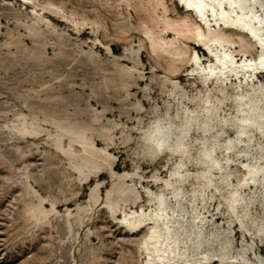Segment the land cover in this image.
<instances>
[{"label":"rangeland","instance_id":"obj_1","mask_svg":"<svg viewBox=\"0 0 264 264\" xmlns=\"http://www.w3.org/2000/svg\"><path fill=\"white\" fill-rule=\"evenodd\" d=\"M204 1L201 19L183 0H0V264H264V74L254 90L229 77L206 92L194 75L222 46L192 43L209 28L236 63L261 57L264 0ZM128 5L154 35L171 25L164 48ZM244 19L258 42L236 30ZM244 95L263 115L237 133ZM194 98L218 109L174 167L179 127L148 126ZM203 144L219 167L197 161Z\"/></svg>","mask_w":264,"mask_h":264},{"label":"bare ground","instance_id":"obj_2","mask_svg":"<svg viewBox=\"0 0 264 264\" xmlns=\"http://www.w3.org/2000/svg\"><path fill=\"white\" fill-rule=\"evenodd\" d=\"M19 1L22 2L23 4L29 6L28 5L29 0H19ZM183 1L184 2H183L182 7L185 10L190 11V12H194L197 16H200L202 19V16L204 14L203 9L206 5V2L204 0H183ZM244 2L242 4V6L239 5L240 9L245 8ZM230 3H231L230 1L227 2V4H229L232 7V4H230ZM127 7H128L127 10L131 14L137 13L136 15H138L140 18H142V20H143L142 22H144L145 25L140 30V32H142V34H143L142 36L144 37V40L149 42L150 46H153V45L157 46L158 45L159 47H157V48H164L160 43V39L164 38L165 33L170 32L169 30L171 28V25H167L168 27L160 29L159 31L161 33H159V31L157 30L158 32L156 33V35H154L155 31H153L152 28L150 27L151 25H149V21H152V19L150 18V15H149L150 19H147L148 18L147 15L141 13L142 9L139 10L136 8H132L130 5H128ZM246 7H247V10L250 11L249 7L248 6H246ZM233 9L236 10V7L234 6ZM47 11L50 15H54L53 17H57L55 12H53L52 10L48 9ZM215 15H217L216 21L218 19L223 18V16H222V18L219 17L220 13L219 14L215 13ZM139 17H137V18H139ZM247 17H248V15H247ZM60 19H61L60 20L61 22H64V20L62 18H60ZM222 21L225 22V20H223V19H222ZM249 23L250 22H248V20L244 19V21L242 22V25L239 26L238 28H236V30L240 31V32L242 31V32L248 34L252 40L257 41L258 40L257 35L255 33H253L249 28L246 27V25H248ZM252 23L256 24V22H254V21ZM153 25H155V23ZM156 25H158V24L156 23ZM113 26H115V25H113ZM114 28L116 29V26ZM85 29L88 30L89 27H85ZM111 29H113V28H111ZM74 30L77 31V28L74 27L73 31ZM126 30H127V28H126ZM171 30H173V29L171 28ZM116 31H118V30L116 29ZM164 31H166V32H164ZM128 32L129 33H135L134 31H132L130 29L127 30V33ZM176 33H178V32H176ZM184 36L186 37V35H184ZM222 37H224V36L220 32L210 31L209 28L206 29V32H203L200 29L196 30V33L194 35L195 39L193 38L194 41H192V43L195 46L201 48L202 50H205V48H209L210 47L209 43H215V44L218 43L219 45L222 46V55L220 57L216 58L214 64H209L207 67H204V68L208 69V70L206 69V71H208L207 75H202V76H200L199 74L194 75L195 78L198 80V86H200L201 88L204 89V91L207 92L209 90V86H210L209 83L210 82L212 84L215 83V84H218L220 86H223V85L227 86V82H226L227 78L233 77L234 81L237 82V85L235 86V88L237 89V92L243 91L244 89H246V86H248V85L252 86L253 90L256 89L255 86H256L257 81H254L253 79L251 80L250 76L254 75L255 78L256 77L258 78L259 77L258 74H264V54L261 57L249 58L248 55H246L244 53L243 61L240 62V64H238V63H236L237 61L236 62L234 61V56L231 55L230 52L225 51V49L223 48L224 45L221 44V42H220V39H222ZM167 50H165V51H167ZM146 51H148V50H146ZM152 51H157V50H152ZM169 52H170V50H169ZM147 54H148V52H147ZM154 55L155 54H153V56ZM156 56H158V54ZM191 65H192V63H191ZM197 68H198V66L195 69H197ZM177 69L176 68L174 69V66H173L172 72L176 73L175 71H177ZM216 70H218L219 74L214 73ZM109 75H111V74H109ZM238 93H243V92H238ZM234 101H235L236 111L239 113L242 110L241 114H239L237 117V120L239 122L236 123L237 124L236 132L237 133H243L246 130V126L243 123L244 120L245 121L248 120L249 117L256 118L258 116L257 118H259V116L263 115V114L260 111L258 113V111L256 109V105L253 102V100L247 98L245 95L242 98H240V100L237 101L234 99ZM177 103H178V106L176 107V109L173 111V113L171 115H168V112H165V114L163 116L155 117L151 126H148V131H150L153 127H162V126H167V125H169L171 129L174 127H179L176 131H174L172 133L171 139L169 140L167 147H166V148H168L170 155H174L177 157V159L175 160V163L173 164L174 167H178L181 164V161L178 160V157L180 156L181 153H183V149L185 148L184 137L187 133V130L189 128H192V126H193L194 128L201 129L200 131L202 133L207 132L208 126L203 125V124H204V122H206V120L208 118L210 119L211 118L210 115L212 114V116H213V113L215 112V110L218 109V106L213 108V109L210 108V106H206V105L203 106L201 104L200 100L195 99V98L191 101L186 102L187 105L193 106L192 110L186 109L185 107H183L182 103H180V102H177ZM198 108L201 109V116L200 117H198V116L195 117V116L189 115L192 112H196ZM166 110H168L167 107H166ZM188 115L190 116V118H187ZM251 126H261V124L257 120L256 123L253 125H250V127ZM158 133H160V134L158 136H156L157 138H161L164 136V132L161 131ZM228 147H230V143L227 142V148ZM162 150L163 149H160L159 151H162ZM212 150H213V148L211 146L203 144L201 146V150H200L199 155L197 157V161H199V162L202 161V162L206 163L208 167H213V166L219 167L218 166L219 161L216 160L212 156ZM159 151H157V152H159ZM206 170L207 169H204V171H206ZM248 171L250 173H252L254 171V167H251L250 169H248ZM236 196H237L236 193L232 192L231 195L229 196V199L232 201H235L237 199ZM157 197L159 199L163 198L161 194H158ZM161 201H163V199ZM153 231L157 232V230H153ZM155 236L156 235L151 234L146 238L145 241L155 240ZM154 251L156 252L157 250H154Z\"/></svg>","mask_w":264,"mask_h":264},{"label":"water","instance_id":"obj_3","mask_svg":"<svg viewBox=\"0 0 264 264\" xmlns=\"http://www.w3.org/2000/svg\"><path fill=\"white\" fill-rule=\"evenodd\" d=\"M243 2H244V0H235V2H234L233 5H234V6H237V5H238V6H239V5L242 6Z\"/></svg>","mask_w":264,"mask_h":264}]
</instances>
